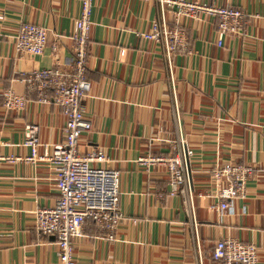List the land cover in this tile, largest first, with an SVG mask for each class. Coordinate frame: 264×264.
I'll return each mask as SVG.
<instances>
[{"label": "crops", "instance_id": "1", "mask_svg": "<svg viewBox=\"0 0 264 264\" xmlns=\"http://www.w3.org/2000/svg\"><path fill=\"white\" fill-rule=\"evenodd\" d=\"M195 1V0H191ZM242 8L241 33L225 34L218 45V18L202 13L183 18L192 50L174 56L176 93L191 156L194 218L183 195H171L163 165L139 162L143 155H167L177 136L172 91L158 43L145 39L160 16L159 0H95L84 99L92 129L83 133V153L103 149L108 161L93 166L121 171L119 221L115 237L88 219L73 237L76 264H220L216 241L234 237L254 242L264 264V0H196ZM81 0H0V152L26 156L27 123L40 127V152L64 139L66 115L53 101L42 102L24 75L73 57L75 19ZM170 25L174 13L168 8ZM49 29L43 53H19L15 36L22 22ZM56 46L55 50L53 46ZM121 48H125L122 54ZM58 61V62H57ZM26 95L23 109H6L3 91ZM48 95H52L49 91ZM251 163L247 197L220 215L214 196L204 195L216 159ZM59 197L47 161L0 164V264H60L54 235L35 228L34 211ZM195 221V222H194ZM200 250L201 255L198 252Z\"/></svg>", "mask_w": 264, "mask_h": 264}, {"label": "built area", "instance_id": "2", "mask_svg": "<svg viewBox=\"0 0 264 264\" xmlns=\"http://www.w3.org/2000/svg\"><path fill=\"white\" fill-rule=\"evenodd\" d=\"M94 1L81 0V13L75 19L71 34L73 57L69 68L56 64L50 68L35 69L24 75V80L29 83L31 89L38 92L40 101H53L65 113L67 119L63 128V141L55 143L51 152L41 153L40 147L43 143L39 135L40 127L37 123H27L23 144L30 148V154L14 156L0 152V164L3 161L22 160L31 163L47 161L52 165L59 197L53 205L38 207L34 211V222L39 233L55 236L60 264H76L73 237L82 234L83 225L88 219L99 224L107 231V237L113 239L119 221L123 218L120 210L121 171L112 167L93 166L94 162L108 161L109 158L103 149H93L86 153L80 150L83 133L93 127L92 122L85 117L84 99L92 89V82L87 75V57ZM159 4V18L154 20L150 29L142 35L145 39L157 42L162 50L172 91L177 136L170 154L143 155L139 162L147 166L151 163L165 166L171 187L169 193H181L190 215L194 218L190 176L193 151L188 147L183 133L174 72V56L177 53H190L192 50L186 26L181 20L196 18L202 13L214 15L218 18L217 44L222 45L225 34L241 33L247 14L240 7L220 6L196 0H159ZM168 8L174 13V25H170ZM48 42L47 27L25 21L19 26L14 44L19 53L38 55L43 53ZM53 47L55 50L56 46ZM125 50L121 48L122 54ZM49 91L52 95L47 94ZM2 95L6 109L20 110L26 106V95L16 92L13 88L5 89ZM254 172L255 166L251 163L222 161L218 157L209 173V183L214 190L207 187L204 195L217 198L218 202L212 206L220 215L227 210L233 211V201L247 197V182ZM258 249L254 242L226 237L216 241L212 256L220 264H259ZM198 254L201 255L200 250ZM199 263L202 264L200 259Z\"/></svg>", "mask_w": 264, "mask_h": 264}, {"label": "water", "instance_id": "3", "mask_svg": "<svg viewBox=\"0 0 264 264\" xmlns=\"http://www.w3.org/2000/svg\"><path fill=\"white\" fill-rule=\"evenodd\" d=\"M190 176H191V178H192V171H191V168H190Z\"/></svg>", "mask_w": 264, "mask_h": 264}]
</instances>
